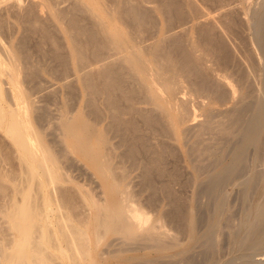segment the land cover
<instances>
[{
    "label": "bare ground",
    "instance_id": "6f19581e",
    "mask_svg": "<svg viewBox=\"0 0 264 264\" xmlns=\"http://www.w3.org/2000/svg\"><path fill=\"white\" fill-rule=\"evenodd\" d=\"M141 1L158 3L72 0V8L82 13L74 18L57 8V0H28L26 13L17 11L24 0H0V29L13 19L14 25L7 24L11 30L6 28L13 32L11 37L24 22L40 24L35 7L45 12L43 25H52L51 31L56 26L62 35L64 42L57 46L63 49L61 60L72 63L78 75L83 72L81 79L91 103L101 96L102 120L108 118L100 127L102 117L96 107L89 119L77 111L60 115L59 133L67 150L84 157L103 186L102 199L81 193L92 212L80 219L68 198L58 196L55 185L66 180L57 164L59 158L30 115L33 103L23 87L24 77L34 74L27 70L31 68L29 51L25 54L23 47L0 37V129L25 165L20 167L25 183L16 191L20 197L1 210L12 238L0 245V264H104L124 253L129 248L123 246L131 243H137L135 249L154 250L157 256H152L153 262L164 260L165 264H264V1L252 14L250 28L256 49L250 67L255 73L254 88L247 83L249 76L243 79L244 72L241 77L234 75V80L224 72L230 54L227 52V61L220 58L224 53L215 56L206 38L209 29L203 34L205 30L194 24L204 15V11L197 12L196 3H185L191 5L187 16L191 15L192 24L185 13L187 20L173 18L175 14L182 18L179 12L172 13L179 0L174 4L167 0L166 8L152 5V11L164 17L158 23L151 19L153 12L140 9ZM200 1L208 2L202 10L207 7L209 15L230 4L229 0ZM187 22L191 26L184 28ZM179 27L181 32L176 35ZM44 29V33L39 30L43 42L50 35ZM56 36L50 39L58 43ZM100 62L102 82L98 86L96 79L93 81L94 71H89ZM4 83L9 84L8 90ZM161 137L178 142L189 168L183 175L176 171L170 178L166 176L167 185L166 180L161 184L166 188L170 183L168 191L163 189L166 205H170L166 227L161 212L151 216L140 203L129 180L130 172L137 168H141L142 177L152 176L155 170L163 176L169 172L164 165L168 142ZM154 177H144L146 188H152ZM50 186L56 189L55 196ZM108 234H112L110 239L113 235L121 239L117 248L110 249L111 240L105 242ZM137 257L122 259L130 262ZM140 257L132 264L152 262L148 256Z\"/></svg>",
    "mask_w": 264,
    "mask_h": 264
},
{
    "label": "rangeland",
    "instance_id": "374dc122",
    "mask_svg": "<svg viewBox=\"0 0 264 264\" xmlns=\"http://www.w3.org/2000/svg\"><path fill=\"white\" fill-rule=\"evenodd\" d=\"M57 1H58V3L60 1L59 4L57 3V8L58 9L60 8L59 10L62 9L63 13H64V11L67 10L66 11L67 14H66V12L64 14L67 15L68 17L69 16L71 17L74 15L73 17L76 18V16L79 15L78 13H80L82 15L80 10H76V9L72 8V6H71V4L73 3L72 0L71 1L63 0V3H62V0H57ZM154 1H158V3L160 5L163 4L162 7H164V8H166V6H168L167 4L169 3V1L167 2V0H165V1L164 0H154ZM170 1H172V0H170ZM176 1H178V0H176ZM176 1L173 0L171 3L174 4V2H176ZM181 1H182V3H181ZM230 1H233V2H230ZM241 1L242 2H240V0H229L230 4L228 3L229 5H226V7H224V8L222 7L223 10L225 9L224 11L222 10V8H219L218 11L220 10L221 12L220 11L218 12L216 9L213 11L215 13L216 12H218V13H216V14L212 13L213 15L212 14L209 15V13H211V11L209 12L207 10L208 2H207V5H205L206 2L204 3L203 1H200V0L199 1L198 0H188L189 3L190 2L192 3V6L196 5V8L195 7L194 8L197 10V12H198V9L200 10V12L201 11H204V12L207 11V13L201 12L204 15H201V17H199L200 21H199V19H196L194 21L195 22L194 24L197 28H200V27H198L200 25L202 30H205V32L203 31V34L206 33V29H209L208 30L209 32L207 31L208 35L207 34H205V35H207L206 38H207L208 43H209V41L211 42V44L216 42V43H214L215 46L209 44L212 51L214 52L215 56L217 54V57H218V55H222L224 53V56H220V58L222 59V57H224V60H226L227 59L226 56L230 54L228 56L229 58L227 59L230 61L226 60L227 61L226 63L228 64L229 67L226 66L227 67L225 69L226 71H224V70L223 71L227 72L229 77L230 78L232 77L231 79H233V80L237 79L238 76L241 77L242 73L244 72L243 73L244 74L243 79L244 78L246 79V77L249 76L247 78L248 79L247 83L250 82V84L248 83L250 85V88H254L255 84H256L255 83L256 79L254 80L255 73L252 72V69H250V67L252 68L251 61H252V59H255L254 55H256V49L252 43L253 42V40H252L253 39V37H252L253 32H252V29H250V28H252V24L254 22L253 21V15L255 14V11L257 9L259 10L261 8L260 5L263 3L264 0H244V2H243V0H241ZM24 2H25V4L23 3L22 7L20 9L18 8L17 11L19 10V12H20V10L22 9L21 12L26 13V10H27L26 7L28 8V5H27L28 0H24ZM29 2H30V0H29ZM66 2H67V4H66ZM186 2H187V0L186 1L185 0H179L178 4H177L178 6L176 5V3H177L176 2L175 6L177 7L178 10L173 5V7L175 8L174 9L175 11L172 10V13H175V12L178 13L179 12L180 16H182V18L179 17V14H178V16L176 14H175V16H173V18L176 20L178 18L180 19V20H177V22H179L181 20H183V21L187 20V18H189V21H190L191 15H190V17H188L189 16L188 12L190 10L189 8H191V7H189V6H191L190 5L191 3L190 4L188 3L185 5ZM153 3L148 4L146 2L143 3V1H141L139 3L140 4L139 7L142 5L140 8L141 10L145 7L146 8V9H144L145 11L148 9L147 11L153 12L152 11L153 10L152 5L158 4L157 2H155V4H153ZM210 3H212V1L211 2L209 1V5H210ZM193 4H195V5H193ZM66 5H68V6H66ZM150 5H151V7H150ZM179 5L181 6V8H179L180 7ZM0 6H2V5H0ZM205 6H207L206 10H202ZM171 8H172V6H171ZM35 9H36V7L34 8V13H36V15L39 14L37 16L40 17V24H38L39 23V21H38L37 26L36 25L31 26L32 24H30L28 22H24L22 24V26L19 27V29H17L16 23H15L14 28H16L17 31L14 33L13 37H11L10 34H13V32L10 31L11 30L10 26H12L10 24L14 25V22H13V19H10V24L6 23L5 25L2 26V30L0 29L1 30L0 31V37L2 36L1 39L4 38L3 40L6 39V40H8V42H9V39H11L10 41L12 42V44H14L17 47H20V49L24 48L23 51L24 50L26 51V52H24L25 54H27L29 51V53L27 54L28 60H29L28 64L30 63L31 66H28V67H31V68H27V70L28 71H30V70L34 71V74H32L31 76H25L24 77L23 87H25L27 92H29V94H30L29 97L31 98V101L33 103V106L31 107V114L30 115H31V118H32L34 124H36V127L38 126L39 128L38 127L37 128L39 130H41V132L44 134V136H43L44 140H46L47 143L49 144V146L52 147L55 155L57 156L56 159L58 160V158H59V161L57 162V164H60L58 166H59L60 170H62V174L66 180L64 179L65 180L64 182H59L55 185V187L58 191L57 192L58 196L61 199H64V198L67 199L68 198L69 203H70L69 205L73 208L74 213H76L75 214L76 217L78 216V218L80 217V219H81L82 216H83V218H85V216H89L92 212V210L89 209V207L87 205H85V202H84V199H83L81 193L82 192L89 193V194L93 195L95 198L98 197V199H102L104 196L102 194L103 193V191H102L103 186L101 185V181H100L99 177L96 175V173L93 171V169L90 166H88L89 164L87 163L86 159L76 152H71V151L67 150L68 144L62 140V137L60 136V133H59L60 132L59 120H60L63 112H66L67 115L68 114L73 115V114H76V111H77V113L79 112V114H81L82 117H84V118L86 117L89 119L88 116L92 115L91 109L92 108L94 109L95 107L97 109L98 115H100V117H102L103 116L102 114L104 112V108H103L104 106H103V103L101 102L102 101L101 96H98L95 104L91 103L92 102L91 101V98H92L91 94L87 92V90L83 86L84 81L81 79L83 76V74H82L83 72H81L78 75L77 73L74 72L72 63L70 65V62H67V61L63 62V60H61L62 58H60L59 54L61 53V51H63V49H60L57 46L59 43L63 44L62 42H64L63 40H61V39H63L61 37L62 35L60 33H58V30L55 28L56 27L55 25H53V27L55 26L53 31H51V29H50L51 28L50 26H52V25L48 26L49 29H48V27H46V25H43V24H45V22H46L45 19L47 18L46 15L43 14L45 12L38 11V9H36V10ZM154 13H155V15H154ZM190 13L191 12H189V14ZM151 14H153V17L151 16L152 17L151 19L156 20L155 22H158V23L160 22V20H162V18H164L163 16H161L162 14L158 15L156 12H153ZM183 14L186 15L187 18H185ZM218 14H219V16H218ZM205 15H207V16L205 18H203L202 16H205ZM248 15L250 18L248 17ZM44 17H46V18L44 19ZM78 17H80V16H77V18ZM24 18L26 19V17H24ZM176 20H175V22H176ZM36 22L34 24H36ZM190 23L192 24V20L190 21ZM202 23L204 24L205 27L203 26ZM7 24H9L10 26ZM52 24H54V23H52ZM191 24H189V22L184 23L183 27L185 28L186 25L190 27ZM41 25L43 28L40 27ZM38 26L41 28V30H40V28L38 29ZM181 27H179V29L177 28L176 35H177V33L181 32V30H180ZM6 28H8V29L10 28V30H8V29L6 30ZM186 28H188V27H186ZM201 28H200V30H201ZM43 29L45 30V34H46V32L48 33V35L50 33L49 37L46 36L47 40L45 39L44 42H43V40L45 37H40L41 36L40 34L43 31ZM155 29H157V28L154 27L153 30H155ZM39 30L41 32H39ZM3 31L5 32L4 34H3ZM12 31H14V30L12 29ZM1 33H2V35H1ZM43 33H44V31H43ZM53 34L58 36V38H57L58 43H56V41H51L52 39H50V37H52ZM146 34H147V32H146ZM210 34H211V37L209 36ZM8 36H9V38H8ZM16 37H17V39H16ZM209 38H210V40H208ZM49 39H50V41H49ZM222 45H224L223 48H226V49L221 48ZM217 46H220V47H217ZM0 47H1V43H0ZM21 47H23V48H21ZM214 47L216 49H214ZM65 50L66 49H64V51ZM222 50H224V51H222ZM53 52H54V54H53ZM227 52H229V54ZM225 53H226V55H225ZM244 54H246V55H244ZM230 56H231V58H230ZM250 56H252V57H250ZM253 56H254V58H253ZM29 57H31V58H29ZM30 59L32 60V62ZM234 61H236L237 63ZM248 63H249V65H248ZM227 64L224 63V65H227ZM97 65H98V68H97ZM97 65L96 66L93 65V66H95V68L92 66L91 67L92 69L90 67H88V68H86V70H88L90 68L89 72H92V70L94 71V72H92V74L94 73L93 76L95 75V77L93 78V81L96 79L94 82L95 85L97 82V85L101 86L100 84L102 82V80H101L102 77L99 74L100 73L99 70L102 68L101 65H103V64H102V62H100ZM40 67H44L45 69H43V70L45 72L43 70H40ZM232 67H234V68H232ZM35 68H38V69H35ZM228 68H229V70H228ZM35 70H36V72H35ZM38 70H40V71H38ZM228 71H230V72H228ZM232 71H233V74H232ZM73 73H75V74H73ZM229 73H231V74H229ZM238 73L240 75H238ZM245 73H246V75H245ZM248 73L249 74L251 73V74L249 75ZM230 75H232V76H230ZM234 75L237 77L235 78ZM250 76H251V78H250ZM99 82H100V84H98ZM7 84L8 83H4V87L6 89L9 87V84L8 85ZM251 84H253L252 85L253 87H251ZM28 87H30V88H28ZM30 91H31V93H30ZM100 108H101V110H100ZM70 113H72V114H70ZM102 119H104V118L102 117L100 119V127H104L106 124L104 122L108 121L107 120L108 118L106 120H102ZM161 138H163V141H165V143L168 142V144H167L168 145V147H167L168 152L166 151L167 152L166 157H165L166 160H164L165 161L164 165L166 164L165 166H167L165 168V171L166 170L169 171L168 173L166 172L168 175L166 173H165L166 175L164 174V176H163V174L160 175L156 170L154 171V173H152V176L148 175V177H154L155 176L153 178V180L155 179L154 183H153V181H151V183L154 184L155 186L152 185L151 189L146 188L147 185L146 186L144 185L146 183L144 181V177H145V180H147L148 177H147V175H144V177H142L143 175H142V173H140L141 168H137V169L131 171L129 174V176L131 178L129 177L130 178L129 180H130V186L132 188V191L135 194H137L136 196L138 199H140L139 200L140 203L143 202L142 204L145 206V208L151 212V214H152L151 216H153L156 213L161 212L160 214H162V216H163V221H164V224L166 227V225L168 223L166 221L168 219L166 214L168 215L167 212H169L168 207H170V205H166L167 203L165 201L167 199H165V198H167V196H166V194L164 196V193H166V191L169 190L170 183H168L169 187L166 186L167 189L165 188V185H167L168 179L170 178V176H172V174L174 172H176V171H177V173L181 172L183 175V174L187 173V171H189V168L187 167V164L184 161V159H182L183 155L181 153V149L178 145V142L175 140H169V138L167 139V137H165V140H164V137H161ZM160 139H159V141H162ZM113 140L116 141V138H114ZM63 142H65V143H63ZM64 144H66V147ZM175 145H177V146H175ZM66 151L68 154L66 153ZM65 154H67V155H65ZM179 157H180V159H179ZM19 159L20 158H19L18 151L16 150L12 141L4 134L3 130L0 129V213H1V210H3L4 206H6L7 204H8L7 206L10 205L9 202H11L13 199H17L20 197L19 193L18 192L16 193L17 188L18 189L21 188L23 186V184L25 183V181L24 182L22 181L24 179V175L21 171V168H25V165H23ZM169 168H170V170H169ZM186 169H187V171H186ZM171 171H173V172H171ZM183 171H185V172L183 173ZM179 175H180V173H179ZM166 176L169 177V178L167 177V180H166ZM141 177L143 179H141ZM149 180H150V178H149ZM165 180H166V182H165ZM155 181H156V183H155ZM22 182H23V184H22ZM162 183L165 184L164 187H162V185H163ZM136 185H138V186H136ZM141 186L143 188H141ZM172 187H173V185H172ZM174 187L177 189L178 186H174ZM134 188H136V189L134 190ZM145 188H146V190H145ZM164 188L166 189V191L163 190ZM49 189H50V192L52 191L51 194H53V196H55L56 195V189L54 191L53 186H50ZM152 189H154L155 191ZM80 190H81V192H80ZM162 190H163V192H162ZM14 195H16V196H14ZM39 195H40V193L38 192L37 196L39 197ZM167 195H168V193H167ZM154 197H156V198H154ZM152 202H154V203H152ZM89 212H90V214H89ZM85 214H87V215H85ZM2 215L3 214L1 213L0 214V242H1L0 245H2L4 243L7 244L10 241L9 239L12 238V234L10 233L11 231L8 228V224H6L7 222H5V217ZM111 236H112V234H108L106 239H105V242L109 239L108 241L111 240L113 245H111V246L109 245L111 248L108 246H107L108 248H106V246L103 245L104 249H109V248L113 249V247L115 248L121 242V239L117 240V238H115L116 237L115 235H113V237L110 239ZM127 245H130V247ZM127 245H124L123 247L126 246L130 250L129 249L124 250V253H121L122 256L120 254L118 256H115L117 258H115V257H113V258L110 257V259L108 258L107 262H105L104 264H118V263L122 264V262H123V264H132L133 263V262H131L132 260L136 261V259L142 255L145 258H143V257H140V258L146 259V256H148L147 257L148 259L151 258L150 260L152 262H150L148 260L146 262V264L147 263L148 264H165L164 260L153 262L154 258H152V256H155V255L157 256V252H155L154 250L152 251V249H135V246H137V243L136 244L131 243V244H127ZM132 245H134L132 247V248H134V250L131 249ZM101 247H102V245L100 246V249H101ZM0 249H1V247H0ZM128 254L131 256V258L136 257V255L138 257L135 259H132V260L130 259L131 260L130 262L128 260V262H129L128 263L127 260L125 261V259H122L123 257L125 258L126 256L130 257ZM133 254H134V256H133ZM120 256L122 258H120ZM117 259L119 261H117Z\"/></svg>",
    "mask_w": 264,
    "mask_h": 264
}]
</instances>
